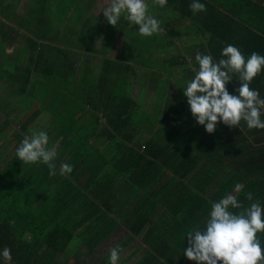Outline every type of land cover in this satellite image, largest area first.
Wrapping results in <instances>:
<instances>
[{"label": "crops", "instance_id": "0c3cea01", "mask_svg": "<svg viewBox=\"0 0 264 264\" xmlns=\"http://www.w3.org/2000/svg\"><path fill=\"white\" fill-rule=\"evenodd\" d=\"M217 1L216 4L222 3V0ZM225 1L229 5V0ZM249 2L252 6H264V0ZM97 3L98 0L85 2V6L93 7L94 14L81 17V20L89 18L90 21L104 23L103 14L94 12ZM40 4L46 6L39 0H0V172L9 166L23 139L40 131L49 134L47 147L57 153L54 161L56 175L44 173L41 183L27 181L24 175L18 177L16 200H21V204H17L16 215H11L15 224L10 222L6 235L8 242L15 240L17 253L11 254H17L14 260L17 258L20 262L23 258L24 261L27 256L24 245L31 244L33 250L28 253L29 260L25 259V263H36L40 257L46 258L41 249L43 243L52 239L53 244L48 245L52 249L57 246L60 237L70 234L69 246L63 255L65 258L71 257L85 264H110V249L116 248L119 252L117 264H137L146 250L145 234L162 223L166 212L163 200L168 197H162L164 192L158 191L173 183L171 189L166 186L167 195L179 194L184 191L182 186L187 179L174 182L170 179L172 174L163 169L164 175L157 182L151 184V181V185L144 183L148 185L147 189L134 195L131 190L139 177H127L129 175L125 173L104 178L102 173L104 169L107 172L114 167L122 146L130 148L133 144L137 146L135 143L138 140L142 144L153 140L156 147L162 150L160 157L167 159L166 155L178 149L190 134H193L190 147L195 168L206 165L208 158L198 154L202 129L196 126L183 89L195 75L192 69L198 67L195 61L198 47L205 44L209 36L199 35L198 38L197 30L190 28L192 19L171 20L164 17L163 26H160L162 31L158 33L162 44L157 49L152 42L155 34L151 37L140 36L138 25L131 27L128 33L117 34L112 48L104 49L102 39L94 43L92 32L96 34V30L92 21V31L82 33L81 39L75 36L73 42L69 32L75 33V29H79V16L58 21L47 9L38 14H27L28 7L35 10ZM241 18L244 22L252 23V29L262 32L259 11L257 16L244 13ZM181 26L188 28L189 36L173 35ZM45 29L52 30V33L58 30L57 39H45ZM80 29L84 32L82 26ZM98 29L101 28L98 26ZM125 36H132L135 42H129ZM230 36L226 37L227 42ZM132 50H136L133 55ZM159 50H164L161 55ZM136 54L141 57L138 61L133 57ZM41 56L48 58V62L41 58L39 60L40 66L48 65V77L37 65ZM154 58L165 66L155 63ZM123 64L129 65L130 72L119 94L121 96L125 90L133 102L122 106L127 110L126 114L122 113L123 117H129L128 125L122 131L130 132L128 138L133 142L113 137L114 133H110L106 122L109 115L119 112L118 103L122 99H117L113 92L117 86L114 77L118 76L117 71L122 69ZM156 85L164 86L162 98L155 94ZM42 86L48 89V93L39 92ZM59 96L60 105L57 103ZM192 126L196 129L192 130ZM53 129L55 132L52 135ZM233 142H228L232 155L235 153ZM222 155L224 151L220 158L210 161L208 165L214 170L220 167L221 174H226L231 171L232 165L227 166L226 161L220 162ZM61 163L70 164L72 168L82 166V176L77 178L72 175L73 172L66 176L59 175ZM104 163V169L100 171ZM36 174L38 176V172ZM96 176L94 184L92 182ZM213 185L207 189L208 197L217 193L212 191ZM4 195L0 193V200L6 198ZM155 196L162 200L159 199L152 218L141 234L133 237L127 227L133 217L147 206L145 202ZM27 198L32 203L31 210L25 208ZM27 215L32 219V228H27ZM110 221L116 223L115 231L107 238L100 239L98 235L103 234L101 229L105 230L106 223ZM181 259H186L183 253ZM149 264L164 263L152 261Z\"/></svg>", "mask_w": 264, "mask_h": 264}, {"label": "trees", "instance_id": "16d2710c", "mask_svg": "<svg viewBox=\"0 0 264 264\" xmlns=\"http://www.w3.org/2000/svg\"><path fill=\"white\" fill-rule=\"evenodd\" d=\"M64 1H67L66 6H61V1L59 0H41L42 4L46 6H41L40 4L41 7L39 6L35 10H33V7H28L27 14H38L44 9L51 11L50 7L55 6L56 10L59 8L62 9L61 11L59 10L57 17L55 16L58 21H62L66 17L64 15L69 14L68 8L65 7H71L70 1L72 0ZM212 1L215 3L212 4ZM41 2L39 0V3ZM192 2L193 0H168L167 5L163 8L160 7L159 12L165 14V8L171 7L173 11L172 14L169 15V19H192L190 28L197 30L196 34H198V38L199 35L209 36L205 44L198 47L200 54H209L213 57L214 62H218L223 58L221 56L223 48L231 44L237 47L246 59L250 57L253 52L264 56V6H252L249 0H244V2L243 0H229V5L225 4V0H222L221 4H216L219 1L215 0H199L200 3L205 4L206 11L193 13L189 7ZM55 7L53 8L55 9ZM79 7L80 6H78L77 10H81L84 13V15L78 18L79 24H81L84 29V32L80 31L79 33H83L84 35L88 33L87 31H92L91 27L93 25H91L92 22L89 18L81 20V17L92 16L93 14H89L86 8L79 9ZM257 11H259L260 16H262L261 33L257 32V29L251 28L252 23L244 22L241 18L244 13L250 16H257ZM166 16L167 15L164 17ZM75 17L78 16L76 15ZM164 21L165 19L161 20L160 26H163L162 24ZM164 25H166V23ZM103 26L105 29L104 33L100 32L99 35H96L94 33L95 31H93L94 37L92 33L90 34L93 39H95L94 43L97 39H102L103 48L111 49L116 37L114 34L116 27L108 24L106 19ZM187 30L188 28H183L181 26L177 31H183L180 37H185L190 35ZM54 32L55 33H52V30L45 29L43 31V37H45V39L55 40L59 35V31L54 30ZM106 34H110V36H107L105 40L104 36ZM229 35L231 36L229 42H227L226 37H229ZM79 37L81 39L82 36ZM40 58L47 62L48 58L47 56H41L37 60V65H39L40 70L48 77L50 76V72L47 70L48 65L42 64L40 66ZM117 72H119L118 76L114 77L116 78L117 86L113 92L115 97L119 100L122 99V101L118 103L119 112L116 111L112 116L109 115L106 122L111 129L110 133H114L113 137L118 136L122 137L127 142H133L128 138L131 133L122 131L128 125L127 123L129 120V117H123L122 113L126 114L127 110H124L122 106L125 103L132 104L133 100L125 90L121 93V96L119 94L120 87L124 89L122 85H125L130 67L128 64H123L122 69ZM28 77L29 76H27V79H29ZM237 79L238 78L234 76L233 81H230L226 86L231 95H238L236 89H238L240 85ZM250 88L258 90L261 98H264V68L254 77L250 84ZM261 119L264 120V115L261 116ZM196 126L202 127V125L198 124ZM194 127L195 126H192V130L196 129ZM136 134L139 135V133ZM192 135L193 134H190L188 139L183 141L178 149L167 154V159L160 157L162 150L156 147V143L153 140H148L144 144H142L141 140H138L135 143L137 146L133 144L130 148L126 146L121 147L123 149L119 150L117 159H115L114 162V167L110 170L107 172L105 171V163L100 167V171H102V168L104 169L102 173V177L104 178L119 176L125 173H128L129 176L127 177H139L138 182L131 190V193L134 195H137L140 191L146 190L148 185L157 182V180L164 175V172L161 171L163 169L172 174L170 179L174 182L176 180L187 179V183L182 186V190L184 191H181L179 194L177 193L174 196L167 195L165 188L167 186L171 189L173 183L163 186V188L158 191L159 193L162 191L164 192L163 196L161 195L162 197H168L166 200H163L165 201L164 206L166 212L163 216L162 223L153 231H148L145 234L144 246L146 250L137 264H149L152 261H160L164 264H196L195 261L188 260L187 258L181 259V254L187 248L184 247L187 245V232L196 226L203 228L205 221L209 218L211 204L218 202L226 194L236 195L244 208L249 207L251 203L256 201H259L261 206L264 207V129L249 130L246 123L243 121H241L239 129L229 128L221 122L217 124L214 133L208 134L203 126L201 134L202 144H200L198 148V154L208 158V160L206 161V165H203L201 168H195V159L191 156L192 148L190 146L192 144ZM232 140L234 141L233 145L235 143L234 152L236 155H232L228 149V142ZM222 151H224V155H222V161L220 162L226 161L227 166L232 165L231 171H228L226 174H224V172L221 174L220 167L214 170L208 165L210 161L220 158ZM145 162L147 164H145ZM81 170L82 166H76L75 168L73 166L72 175L74 174L77 178H80L82 176ZM194 170H198L199 172L194 173ZM37 172L38 176L36 174ZM48 172L49 169L45 164H24L16 155L11 160L9 166L5 167L0 172V181L5 180L0 182V193H5L4 196L6 197L0 200V252H2L5 247L10 248L11 253L16 251L15 240L13 242L12 240L8 242L6 235L7 230L10 229V222L12 221L13 224H15V220L11 215H16V210L18 209L17 204H21V200L18 202L16 200L18 177L24 175L27 181L34 180L41 183L44 173ZM96 178L97 176L92 183L95 184L94 181ZM215 179L216 182H214ZM151 181L152 183L149 184ZM146 182L148 183L147 186L144 184ZM237 184L243 186L239 193L235 192V186ZM210 185L214 186L212 191L217 192L213 197H208L207 195V189ZM96 187H99V185ZM249 192L253 194V199L251 201L246 198ZM159 199L162 200V198L155 196L146 201L145 205L147 206L143 207V209L133 217V221L127 227L133 237L139 236L145 226H147L152 218L155 207L160 202ZM31 205L32 203H30L28 198L25 199L26 210H31ZM241 210L242 209H233L234 212H239ZM26 222L27 228L33 227L32 219H30L28 215L26 216ZM116 227L117 225L115 222L110 221L106 223L105 230L101 229L103 234H99L98 237H101L100 239L107 238L115 231ZM101 228H103V226ZM66 237L67 242L65 241ZM66 237L65 235L60 237L57 241V246H54L52 249L48 247L49 244H53L52 239L43 243L41 249L46 258L43 259L40 257L37 259L39 261L36 263H25V259L27 261L29 260L27 257L28 253L33 250L31 244L26 243L24 245V250L27 256L24 261H22L23 258L20 262L17 258V261L16 259L14 260L17 254H11V264H85L71 257L65 258V256H63L68 249V242L71 235L66 234ZM257 238L261 243L262 254H264V232H258ZM0 264H4L2 256H0ZM261 264H264V262H261Z\"/></svg>", "mask_w": 264, "mask_h": 264}, {"label": "clouds", "instance_id": "9594fccd", "mask_svg": "<svg viewBox=\"0 0 264 264\" xmlns=\"http://www.w3.org/2000/svg\"><path fill=\"white\" fill-rule=\"evenodd\" d=\"M168 0H152L153 5L161 8ZM193 13L206 11V6L199 0L189 5ZM102 13L108 24L116 27L121 19L128 25L139 26L138 34L151 37L162 31L160 21L149 12L148 0H98L97 14ZM223 57L214 62L209 54L197 53L193 68L195 75L187 83L183 95L198 125H202L208 134L216 131L218 123L229 128H238L241 121L249 130L264 129V98L258 90L250 88L254 77L264 68V56L253 52L247 59L241 51L229 44L221 52ZM191 67V65H189ZM236 76L238 95H231L227 85ZM49 137L40 131L31 137H25L16 149V156L24 164L43 163L49 169V175H56L54 163L57 153L49 149ZM70 164L61 163L59 175L71 174ZM242 185L235 186V192L242 190ZM249 201L253 194L246 197ZM233 209H242L234 212ZM258 232H264V207L259 201L244 208L234 194H226L218 202L211 204L209 218L204 227L196 226L187 232V248L183 255L196 264H261L264 262ZM4 264H11V249L5 247L0 252ZM118 249H110V264H117Z\"/></svg>", "mask_w": 264, "mask_h": 264}, {"label": "rangeland", "instance_id": "374dc122", "mask_svg": "<svg viewBox=\"0 0 264 264\" xmlns=\"http://www.w3.org/2000/svg\"><path fill=\"white\" fill-rule=\"evenodd\" d=\"M59 1H61V6H66L67 5V1H64V0H59ZM74 1V2H73ZM215 1H217V0H215ZM71 2V4H70V6L71 7H65V8H68V10H69V14H67V15H64V16H66V17H68V20L70 19V18H73V17H75L76 15L77 16H81V15H84V13L81 11V10H77V8H78V6H80L79 7V9H87L88 11H89V14H94L93 13V11H92V9H93V7H90V6H85L84 4H85V2H89V0H72V1H70ZM215 2L214 1H212V4H214ZM148 4H149V12H150V14H152L157 20H159L160 21V23H161V20L164 18V16L165 15H167L166 17L168 18L169 17V15H171L172 14V11L173 10H171L172 8L170 7H168V8H165V14H162V13H160L159 12V9H160V6H158V5H153L152 4V0H148ZM53 7H55V6H52V7H50L51 8V11H52V14L54 15V16H56L57 17V15H58V13H59V10L61 11L62 9L61 8H59L58 10H56V7H55V9L53 8ZM94 12L95 13H97V9L95 8L94 9ZM157 14V15H156ZM64 16H62V17H64ZM65 17V18H66ZM64 18V19H65ZM92 18V17H91ZM92 21V20H91ZM93 23H94V25H95V30H96V35H98L100 32L101 33H104L105 32V29H104V26H103V24H100L99 22H97V24H96V20H93L92 21ZM169 23V22H168ZM125 25V26H124ZM77 26H78V30H77V28L75 29V32H78V33H74V32H69V37L71 38V41H73L74 42V40L76 39L75 38V36L76 37H79V36H82L81 34L82 33H79L80 32V26H82L81 24H77ZM98 26L101 28V29H98ZM119 26V27H118ZM134 26H136V25H133L132 27H134ZM73 31H74V24H73ZM117 27H118V29H117ZM131 27L128 25V22L127 21H123V19H121V21H120V23L116 26V28H115V30H114V34L115 35H117V34H122V33H124V32H127V31H130L131 29H130ZM184 31V30H183ZM183 31H181V32H179V31H177V32H175L173 35L175 36V37H180V35L183 33ZM128 33V32H127ZM127 33H125V34H127ZM177 33V34H176ZM107 36H110V34H106L105 36H104V39L106 40L107 39ZM125 37H127V36H125ZM140 37V36H139ZM127 39H128V41L129 42H132V43H134L135 42V39L131 36V37H127ZM152 42H153V44L155 45V49H157L158 48V46H161V44H162V42L160 41V38H159V34L157 33V34H155L154 35V37H152ZM94 46V45H93ZM138 50H141V49H138ZM135 51L136 50H132V55H133V53H135ZM164 50H159V55H161V53L163 52ZM171 52H176V50H170ZM137 53V52H136ZM163 56V55H162ZM127 57H131L130 55H128ZM133 57H135V60H140V56L138 55V54H136L135 56H133ZM155 60V63H161L163 66H165V64H163L162 62H158L157 60H156V58H154ZM142 60V59H141ZM164 79V78H163ZM167 83V82H166ZM166 83L164 84L165 86H166ZM178 87V86H177ZM164 88V86H161V85H156L155 87H154V89H155V94H156V96L158 97V98H162V89ZM39 92H42L41 94H43V93H48V89H45V86H42V87H40V90H39ZM38 92V93H39ZM54 94V91L52 92V95ZM180 97L181 96H183L182 95V92L180 91ZM57 96H58V93H57ZM57 103L60 105V103H61V100H60V96L58 97V99H57ZM192 128V127H191ZM203 128V126L200 128V130ZM54 129H53V132H52V135L54 134ZM47 135H48V137L50 138V136H49V134L47 133ZM234 155H236V153H234ZM99 260H100V258H98ZM98 259H96V261L98 262L99 260ZM94 261V260H93ZM97 264V263H96Z\"/></svg>", "mask_w": 264, "mask_h": 264}]
</instances>
